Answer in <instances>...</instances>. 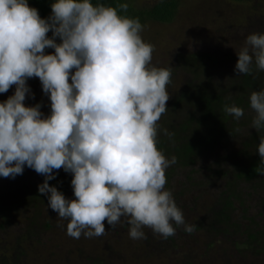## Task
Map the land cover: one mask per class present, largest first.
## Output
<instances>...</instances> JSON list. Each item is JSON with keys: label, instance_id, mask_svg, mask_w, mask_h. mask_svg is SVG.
<instances>
[{"label": "clouds", "instance_id": "1", "mask_svg": "<svg viewBox=\"0 0 264 264\" xmlns=\"http://www.w3.org/2000/svg\"><path fill=\"white\" fill-rule=\"evenodd\" d=\"M119 8L126 13L128 4ZM51 12L44 19L28 0H0V94L15 85L0 102V177L14 179L25 166L44 176L38 192L68 221L66 234L74 239L103 236L105 221L130 225L133 240L147 238L144 228L174 236L173 222L192 233L196 226L185 224L165 189L166 169L177 158L157 147L172 69L152 65L154 46L143 40L139 18L91 0H55ZM236 55L237 75L252 74L253 63L264 70V34H249ZM33 77L49 95L48 116L41 104L24 103ZM249 100L252 128L264 130V90ZM223 111L237 121L244 116L235 104ZM257 151L264 166V136ZM60 169L73 176L74 199L49 184Z\"/></svg>", "mask_w": 264, "mask_h": 264}, {"label": "trees", "instance_id": "2", "mask_svg": "<svg viewBox=\"0 0 264 264\" xmlns=\"http://www.w3.org/2000/svg\"><path fill=\"white\" fill-rule=\"evenodd\" d=\"M227 1L253 4L249 13L236 21L225 19L215 32L230 34L226 50L215 44L213 33L200 37L192 48H178L159 66L171 68L172 76L168 109L158 121L157 147L166 158H177L166 169L165 189L172 192L185 224L195 225V230L189 234L173 222L174 236L165 239L144 228L147 238L133 240L130 225L111 228L105 221L103 236L71 238L66 234L68 221L59 220L47 196L38 192L45 177L25 166L14 179L0 177V264H54L57 257H73L77 264H263L264 166L257 147L264 130L252 128L256 114L249 97L252 91L264 90V70L253 63L252 74L237 75L235 65L247 36L264 34V0ZM53 2L28 0L44 19L51 16ZM91 2L115 7L120 15L139 18L144 25L173 21L180 0ZM122 3L128 4L126 13L119 8ZM215 19L203 22L202 33ZM47 35L52 38L51 31ZM36 100L31 97L30 106ZM226 104L241 107L244 116L237 121L223 111ZM165 128L174 137L164 135ZM54 172L56 178L49 184L74 199L72 174ZM87 240L94 244L83 245Z\"/></svg>", "mask_w": 264, "mask_h": 264}, {"label": "rangeland", "instance_id": "3", "mask_svg": "<svg viewBox=\"0 0 264 264\" xmlns=\"http://www.w3.org/2000/svg\"><path fill=\"white\" fill-rule=\"evenodd\" d=\"M143 2V0H140ZM156 0H144V3H153ZM251 1L243 2H229L227 0H180L177 12L173 21L160 22V21H148L144 24V30L141 32L143 40L154 46L152 53V65L159 67L163 63L169 60L172 53L178 48H192L195 44L200 43V37H211L214 33L213 40L215 44L220 47H229V41L227 37L229 35L223 31L215 35V32L219 30V26H222L227 20H238L240 16H244L250 12L252 7ZM215 21L211 24L206 34L201 30L203 22H209L210 19L215 18ZM238 17V19H237ZM207 25V24H206ZM204 28V25L203 27ZM233 30V29H232ZM201 35V36H200ZM218 38V39H217ZM56 42L59 43V38H56ZM234 47H231L233 49ZM54 49L48 48L45 54H53ZM27 85L31 89V94H26L24 101L26 106L32 104L31 97L37 99L34 103L41 104L40 111L43 115H50V99L49 95H46L42 90V84L39 78L33 77L27 80ZM34 89L39 92L36 93ZM34 90V91H33ZM15 92V85H13L8 92L0 94V102L7 100V98L13 95ZM33 106V105H32ZM43 107V108H42ZM82 243L83 245L94 244V242ZM44 256L49 257L48 253H44ZM264 260V259H263ZM54 264H77L75 258L70 257H57L54 259ZM40 262V261H39ZM35 261H32L34 264ZM25 264H31L26 262ZM79 264H83L79 262ZM264 264V261H263Z\"/></svg>", "mask_w": 264, "mask_h": 264}]
</instances>
